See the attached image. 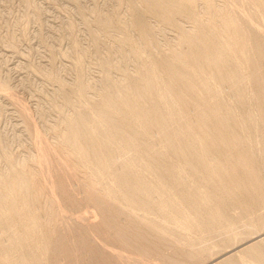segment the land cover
I'll use <instances>...</instances> for the list:
<instances>
[{
	"label": "rangeland",
	"instance_id": "374dc122",
	"mask_svg": "<svg viewBox=\"0 0 264 264\" xmlns=\"http://www.w3.org/2000/svg\"><path fill=\"white\" fill-rule=\"evenodd\" d=\"M0 196V264H264V0H0Z\"/></svg>",
	"mask_w": 264,
	"mask_h": 264
},
{
	"label": "bare ground",
	"instance_id": "6f19581e",
	"mask_svg": "<svg viewBox=\"0 0 264 264\" xmlns=\"http://www.w3.org/2000/svg\"><path fill=\"white\" fill-rule=\"evenodd\" d=\"M13 99V98H12ZM25 106V105H24ZM91 128V127H90ZM102 138V137H101ZM43 141V140H42ZM81 141V140H80ZM99 141H100V139H99ZM41 142V141H40ZM37 144V143H36ZM101 144H102V142H101ZM43 146V145H42ZM102 146V145H101ZM36 147V146H35ZM37 149V148H36ZM101 149V148H100ZM94 151V150H93ZM43 152V151H42ZM124 155V154H123ZM144 164H145V162H144ZM148 164V163H147ZM147 166V165H146ZM135 173V172H134ZM136 175V174H135ZM139 181V180H138ZM2 183V182H1ZM127 183V182H126ZM134 184V183H133ZM21 186V185H20ZM138 187V186H137ZM8 189V188H7ZM11 190V189H10ZM128 192V191H127ZM147 193V192H146ZM11 194V193H10ZM124 194V193H123ZM129 196V195H128ZM145 196V195H144ZM1 197V196H0ZM139 200V199H138ZM4 201V200H3ZM148 207V206H147ZM137 208V207H136ZM152 216V215H151ZM152 219V218H151ZM179 221V220H178ZM129 222V221H128ZM131 224V223H130ZM133 224V223H132ZM157 231V230H156ZM130 232V231H129ZM131 233V232H130ZM137 234H139V233H137ZM143 236V235H142ZM135 237V236H134ZM120 238V237H119ZM123 239H124V237H123ZM125 240V239H124ZM134 240V239H133ZM139 241V240H138ZM131 242V241H130ZM150 242V241H149ZM62 243V242H61ZM59 245V244H58ZM130 245V244H129ZM62 246V245H61ZM84 246V245H83ZM86 247V246H85ZM96 247V246H95ZM125 247H126V245H125ZM148 247V246H147ZM154 247V246H153ZM183 247V246H182ZM254 247H255V245H254ZM89 248H90V246H89ZM98 248V247H97ZM163 248V247H162ZM257 248V247H256ZM57 249V248H56ZM151 249V248H150ZM160 249V248H159ZM249 249V248H248ZM252 249V248H251ZM130 250H131V248H130ZM162 250V249H161ZM95 251V250H94ZM141 251V250H140ZM180 251V250H179ZM248 251V250H247ZM106 252V251H105ZM124 252V251H123ZM132 252V251H131ZM143 252V251H142ZM57 253V252H56ZM89 253V252H88ZM120 253V252H119ZM149 253V252H148ZM259 253V252H258ZM262 254V253H261ZM66 255V254H65ZM90 256H91V254H90ZM127 256H129L128 254H127ZM242 256V255H241ZM65 257V256H64ZM105 257V256H104ZM168 257V256H167ZM235 257V256H234ZM252 257V256H251ZM255 257V256H254ZM260 258V257H259ZM71 259V258H70ZM80 259V258H79ZM85 259V258H84ZM141 259V258H140ZM145 259V258H144ZM247 260V259H246ZM261 260V259H260ZM259 260V261H260ZM60 261V260H59ZM58 261V262H59ZM79 261V260H78ZM99 261V260H98ZM248 261H250V260H248ZM253 261V260H252ZM76 262V261H75ZM90 262V261H89ZM149 262V261H148ZM256 262V261H255ZM100 263V262H99ZM106 263V262H105ZM109 263V262H108ZM71 264H73V263H71ZM135 264V263H134ZM150 264V263H149ZM186 264V263H185ZM252 264V263H251Z\"/></svg>",
	"mask_w": 264,
	"mask_h": 264
}]
</instances>
